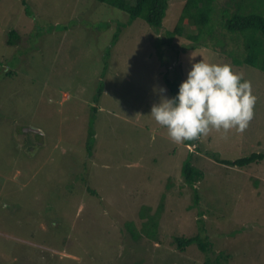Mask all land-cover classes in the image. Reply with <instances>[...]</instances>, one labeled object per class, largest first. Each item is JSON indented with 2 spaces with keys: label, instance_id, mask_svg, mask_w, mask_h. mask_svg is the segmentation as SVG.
<instances>
[{
  "label": "rangeland",
  "instance_id": "374dc122",
  "mask_svg": "<svg viewBox=\"0 0 264 264\" xmlns=\"http://www.w3.org/2000/svg\"><path fill=\"white\" fill-rule=\"evenodd\" d=\"M168 1L163 30H174L186 0ZM128 20L95 0H1L0 264H264V160L239 168L213 158L264 153V72L207 49L181 54L173 69L143 19L113 43ZM11 30L17 45L7 44ZM202 59L228 63L251 82L254 115L242 132L211 129L177 143L149 116L161 95L153 89L172 97L168 72L183 81ZM189 152L204 172L194 208L181 175ZM161 203L155 242L142 234L141 212ZM200 227L208 252L173 246Z\"/></svg>",
  "mask_w": 264,
  "mask_h": 264
},
{
  "label": "trees",
  "instance_id": "16d2710c",
  "mask_svg": "<svg viewBox=\"0 0 264 264\" xmlns=\"http://www.w3.org/2000/svg\"><path fill=\"white\" fill-rule=\"evenodd\" d=\"M95 1L119 9L129 16L127 23L118 28L113 43L118 40L121 28L137 19H143L149 26L157 30L159 37L155 40L154 47L168 67L174 63L177 64V58L181 54L207 49L229 58L234 66L244 65L264 72V0H186L174 30H163V23L169 8L168 0ZM160 33L162 34L160 35ZM7 37V44L11 46L17 45L21 39L20 33L16 30L9 31ZM177 37L185 38L188 44L175 45L174 39ZM169 51L173 52L172 56H169ZM109 53L110 49L106 54V70ZM178 67L181 69L180 63L173 69ZM181 76L180 73L177 78H174L169 72L165 76L166 86L172 96L178 92V86L182 82L180 81ZM102 93L103 84L99 88V95ZM92 138L93 132L90 133L87 143V151L90 155L93 154ZM193 157L194 154L189 152L181 169L183 181L192 189L194 195L190 208L200 205L201 195L197 185L204 178V172L193 164ZM213 158L226 166L244 168L263 161L264 153H253L234 161L221 160L216 156ZM169 183L168 188H171V181ZM162 208L163 204L161 203L156 213L151 214L150 207L143 208L141 212V217L148 219L143 223L142 234L155 242L160 240L158 226ZM198 214L204 215L202 211H199ZM199 223L203 224V219L199 220ZM128 226H133V223H128ZM129 231L134 240L141 238V235L136 233L132 227ZM199 231L191 237L175 236L172 242L173 246L180 252H186L190 246L196 245L201 252H208L212 243L208 237L203 236V228L200 227ZM228 257L221 254L222 259L226 260ZM218 262L220 264L219 260ZM205 264H210L209 260Z\"/></svg>",
  "mask_w": 264,
  "mask_h": 264
},
{
  "label": "clouds",
  "instance_id": "9594fccd",
  "mask_svg": "<svg viewBox=\"0 0 264 264\" xmlns=\"http://www.w3.org/2000/svg\"><path fill=\"white\" fill-rule=\"evenodd\" d=\"M153 90L161 95L149 116L177 143L198 139L211 129L242 132L254 115L251 82L228 63H191L172 97L164 95L167 89L162 86Z\"/></svg>",
  "mask_w": 264,
  "mask_h": 264
}]
</instances>
